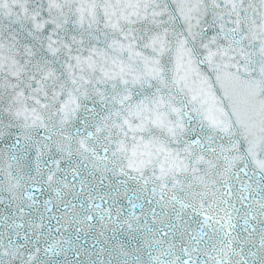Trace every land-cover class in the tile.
<instances>
[{
	"label": "snow or ice",
	"instance_id": "1",
	"mask_svg": "<svg viewBox=\"0 0 264 264\" xmlns=\"http://www.w3.org/2000/svg\"><path fill=\"white\" fill-rule=\"evenodd\" d=\"M0 264H264V0H0Z\"/></svg>",
	"mask_w": 264,
	"mask_h": 264
}]
</instances>
